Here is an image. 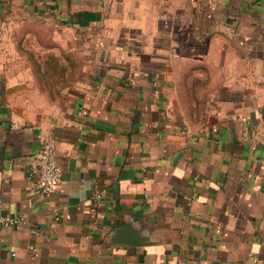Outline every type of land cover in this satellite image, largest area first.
I'll return each instance as SVG.
<instances>
[{
  "label": "crops",
  "instance_id": "obj_1",
  "mask_svg": "<svg viewBox=\"0 0 264 264\" xmlns=\"http://www.w3.org/2000/svg\"><path fill=\"white\" fill-rule=\"evenodd\" d=\"M29 22L79 57L53 111ZM0 209V264H264V0H0Z\"/></svg>",
  "mask_w": 264,
  "mask_h": 264
},
{
  "label": "rangeland",
  "instance_id": "obj_2",
  "mask_svg": "<svg viewBox=\"0 0 264 264\" xmlns=\"http://www.w3.org/2000/svg\"><path fill=\"white\" fill-rule=\"evenodd\" d=\"M51 23H26V99L32 112L53 111L80 77V62L76 54L64 50L54 37Z\"/></svg>",
  "mask_w": 264,
  "mask_h": 264
},
{
  "label": "built area",
  "instance_id": "obj_3",
  "mask_svg": "<svg viewBox=\"0 0 264 264\" xmlns=\"http://www.w3.org/2000/svg\"><path fill=\"white\" fill-rule=\"evenodd\" d=\"M38 159L39 191L43 195H50L59 186L62 179V167L58 161L52 140H48L42 145L38 153ZM100 199L101 193L93 195L94 201L97 202ZM21 219V217H14L0 209V234L6 227L17 225Z\"/></svg>",
  "mask_w": 264,
  "mask_h": 264
}]
</instances>
